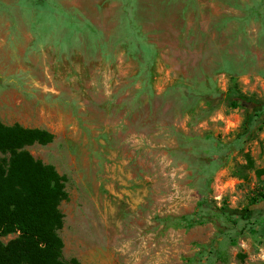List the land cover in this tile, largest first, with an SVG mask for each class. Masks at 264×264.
<instances>
[{"label": "rangeland", "instance_id": "obj_1", "mask_svg": "<svg viewBox=\"0 0 264 264\" xmlns=\"http://www.w3.org/2000/svg\"><path fill=\"white\" fill-rule=\"evenodd\" d=\"M0 122L53 135L63 262L264 264V0H0Z\"/></svg>", "mask_w": 264, "mask_h": 264}, {"label": "trees", "instance_id": "obj_2", "mask_svg": "<svg viewBox=\"0 0 264 264\" xmlns=\"http://www.w3.org/2000/svg\"><path fill=\"white\" fill-rule=\"evenodd\" d=\"M52 140L47 131L0 122V264H81L61 258L63 243L57 231L63 216L58 206L67 196L65 177L24 149ZM196 223L188 221L186 226ZM9 235L16 237L3 244L1 238Z\"/></svg>", "mask_w": 264, "mask_h": 264}, {"label": "crops", "instance_id": "obj_3", "mask_svg": "<svg viewBox=\"0 0 264 264\" xmlns=\"http://www.w3.org/2000/svg\"><path fill=\"white\" fill-rule=\"evenodd\" d=\"M60 31H58V33H59ZM61 33H65L64 31H62ZM64 34H62V35H60V36H63ZM52 36V35H51ZM55 36V35H54ZM57 36H59V35H57Z\"/></svg>", "mask_w": 264, "mask_h": 264}]
</instances>
